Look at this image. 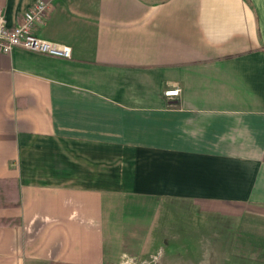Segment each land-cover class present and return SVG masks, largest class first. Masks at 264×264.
Here are the masks:
<instances>
[{
  "label": "crops",
  "instance_id": "0c3cea01",
  "mask_svg": "<svg viewBox=\"0 0 264 264\" xmlns=\"http://www.w3.org/2000/svg\"><path fill=\"white\" fill-rule=\"evenodd\" d=\"M37 1L72 57L0 53V264L138 260L167 203L264 264V0H0L7 27Z\"/></svg>",
  "mask_w": 264,
  "mask_h": 264
},
{
  "label": "rangeland",
  "instance_id": "374dc122",
  "mask_svg": "<svg viewBox=\"0 0 264 264\" xmlns=\"http://www.w3.org/2000/svg\"><path fill=\"white\" fill-rule=\"evenodd\" d=\"M192 209L183 203L162 206L154 231L160 243L124 264H227L226 235L213 242L210 219L192 216ZM225 226L220 224L219 230L225 231Z\"/></svg>",
  "mask_w": 264,
  "mask_h": 264
},
{
  "label": "built area",
  "instance_id": "2783aa9c",
  "mask_svg": "<svg viewBox=\"0 0 264 264\" xmlns=\"http://www.w3.org/2000/svg\"><path fill=\"white\" fill-rule=\"evenodd\" d=\"M52 11V6L44 1L35 2L22 16L21 22L14 27H7L0 10V53L10 54L15 49L70 60L72 50L65 45L52 43L35 36V27L44 23ZM178 90L167 91L165 97H176Z\"/></svg>",
  "mask_w": 264,
  "mask_h": 264
},
{
  "label": "trees",
  "instance_id": "16d2710c",
  "mask_svg": "<svg viewBox=\"0 0 264 264\" xmlns=\"http://www.w3.org/2000/svg\"><path fill=\"white\" fill-rule=\"evenodd\" d=\"M16 180L15 179H0V208H13L17 202L14 201L16 197ZM13 224L10 220H0V227Z\"/></svg>",
  "mask_w": 264,
  "mask_h": 264
}]
</instances>
